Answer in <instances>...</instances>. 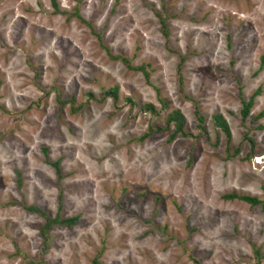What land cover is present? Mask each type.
<instances>
[{
    "label": "rangeland",
    "instance_id": "rangeland-1",
    "mask_svg": "<svg viewBox=\"0 0 264 264\" xmlns=\"http://www.w3.org/2000/svg\"><path fill=\"white\" fill-rule=\"evenodd\" d=\"M50 1L0 0V264H264V0Z\"/></svg>",
    "mask_w": 264,
    "mask_h": 264
},
{
    "label": "trees",
    "instance_id": "trees-1",
    "mask_svg": "<svg viewBox=\"0 0 264 264\" xmlns=\"http://www.w3.org/2000/svg\"><path fill=\"white\" fill-rule=\"evenodd\" d=\"M51 5L53 7H55V1L54 0H51ZM159 24H160V30H161V33L163 36H166V30H165V23H164V20L159 17ZM106 50V49H105ZM107 52V50H106ZM109 57L111 59H119L122 63L125 64V66H128V61L124 58V57H121V56H118V55H110L108 54ZM182 61L183 57H180ZM179 65V64H178ZM177 66V65H176ZM178 68V66H177ZM133 69H136L138 71H140L141 75L143 76L144 80L146 83H148V73L147 71L145 70V68L143 67V65H139V66H135L133 67ZM179 81H180V76H179ZM259 93L258 90L255 89V91H253L249 97L246 99V100H242L241 101V107L239 109V113H240V119L241 120H244L246 118V116L248 115L249 113V109L253 103V97L255 95H257ZM103 96H107V97H110L111 100L113 102L116 101L117 99V88L115 86L113 87H110L108 89H106L104 92H103ZM60 100V99H59ZM58 100V101H59ZM127 101L131 104V100L129 98H127ZM159 101L163 103V99H160L159 98ZM145 111H152L153 107L151 105H145L142 107ZM258 117H261V113H259L257 115V118ZM198 120L199 122H201V118L198 117ZM171 122L173 124V130L171 133H169V137H173L175 133H180V134H184L182 131H181V124H182V117L181 115L178 113V111H171L168 113L167 117H166V125L167 123ZM219 125L222 127V129L225 131L226 135H228V132H227V129L225 128V125H224V122H220ZM249 143H250V147H252V144H253V140L247 135V134H244L243 136ZM58 161L55 160V161H52L51 162V165L53 166L55 172H56V175H59V167L57 165ZM263 191H264V188H263ZM57 199L59 200V195H57ZM222 197L224 199H233V198H236V199H239V200H242L246 203H248L249 205H263L264 204V201H259L258 199L254 198V196H250V195H236L235 193L231 192V193H228V194H223ZM58 206L59 205V201H58ZM27 211L31 212V213H34V214H37L39 217H42L43 219V222L41 224V227L39 229V235H40V238L45 241L46 238V232L49 230V228L55 224H61V225H65V226H70L71 224L75 223L76 220H77V216H70V217H64V218H60L59 217V213L58 211L55 213L54 216L50 217L48 216V214H46L44 211L36 208V207H30L29 205L28 206H25L24 207ZM254 254L256 255L257 252L256 250L254 251ZM28 264H43V261H37V262H29ZM91 264H99L95 259L92 260Z\"/></svg>",
    "mask_w": 264,
    "mask_h": 264
}]
</instances>
